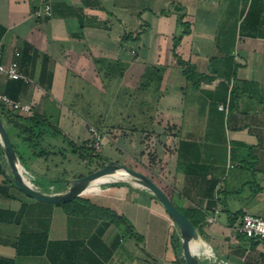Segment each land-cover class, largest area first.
Here are the masks:
<instances>
[{
  "label": "crops",
  "instance_id": "crops-1",
  "mask_svg": "<svg viewBox=\"0 0 264 264\" xmlns=\"http://www.w3.org/2000/svg\"><path fill=\"white\" fill-rule=\"evenodd\" d=\"M133 1L0 0L1 61H16L24 76L0 74V93L31 111L57 112L58 127L79 145L92 125L72 112L76 103L67 93L101 92L95 59L125 63L119 85L135 83L145 64L164 66L157 102L146 92L129 114L132 125H114L113 145L125 155L116 162L151 177L197 223L192 249L200 262L264 264V241L237 230L240 216L231 219L237 211L264 217L249 210L254 203L264 209V0H152L141 11ZM45 2L49 15L37 17ZM181 14L191 28L177 52L208 76L198 88L173 64ZM138 31L137 41L121 39ZM52 137L43 144L55 146ZM62 147L63 140L56 149ZM25 156L24 166L37 177L48 173L66 182L77 175L68 165L72 157L80 160L74 153ZM6 165L1 154L4 174ZM245 182H252L248 193ZM77 197L101 216L68 214L15 188L0 194V264H180L170 240L178 230L148 189L108 179ZM104 209L123 217L140 240L127 229L121 233L125 224L110 223Z\"/></svg>",
  "mask_w": 264,
  "mask_h": 264
},
{
  "label": "trees",
  "instance_id": "trees-1",
  "mask_svg": "<svg viewBox=\"0 0 264 264\" xmlns=\"http://www.w3.org/2000/svg\"><path fill=\"white\" fill-rule=\"evenodd\" d=\"M101 10H104L101 5ZM164 13L165 11H161ZM186 17L185 14H181L177 18V23L184 26V29L180 33V36L175 38L172 47V57L173 64L181 70L182 75L184 76L187 84L192 87L198 88L199 82L201 80H208V76L199 73L195 69V65L191 63L189 60L183 59L177 52L178 42L181 37L188 33L191 28V22L189 20H184ZM79 25L82 28L84 26V21L81 17L78 18ZM101 28H107L105 23H101ZM141 31H138L135 35L130 33L122 36V40H133L137 41L140 37ZM77 36L82 37L81 34H77ZM96 64H101V74H103L107 78H119L123 76L125 71V63L118 60L111 59H95ZM164 71V66L145 64L143 69L138 73L135 82L136 91L141 92V94L151 93L153 92L154 100L157 102L159 98V85L162 78V72ZM158 95V96H157ZM0 118L5 126V129L10 137L12 146L14 148L15 154L17 156L18 162L20 164V171L23 178L31 185L33 188L44 191V192H55L59 191L64 187L65 179L61 178L59 175H49L43 174L41 177H37L35 174L28 171L25 164V151H29L30 158H47L50 154H56L57 152L60 156H64L65 152L74 153L80 160L89 161L95 160L98 164L94 168H100L105 165L110 159L102 158L100 153H92L91 149L85 147V141L81 142L79 145L75 144L72 140H70L58 127V114L49 113L46 109L41 112L31 111L30 114H20L10 111L6 109L0 103ZM111 125L106 129L113 128ZM100 132L102 129L97 128ZM133 130H136L135 128ZM45 136H60L61 140L65 142L66 147H62L56 149L55 146L44 145L43 139ZM15 139V142L14 140ZM2 154L1 146H0V155ZM93 170L88 171L91 172ZM83 176V174H77L74 178H78ZM49 185L52 188H49ZM9 188H15V184L8 180V175L4 174L1 170L0 166V194L7 196V190ZM154 196V195H153ZM155 197V196H154ZM156 198V197H155ZM65 212L68 214H93L95 216H101L98 213V208L90 205L88 201L81 197H75L69 201L60 203ZM179 209V208H178ZM180 210V209H179ZM104 211L109 214L111 217L108 219L110 223L122 222L125 224L127 229V233L130 236H133L138 241L140 237L136 235L134 229L131 225H129L125 219L119 215H117L113 211H109L104 209ZM181 211V210H180ZM192 223L194 227H196V222L192 220L188 213L182 212ZM243 214L242 211H237L232 214V221H234L237 217ZM231 221V222H232ZM245 236V235H244ZM248 239H253L249 238ZM171 244L174 248L179 247V237L174 232L171 231L170 235ZM203 264L202 262H200ZM182 264H185L183 262Z\"/></svg>",
  "mask_w": 264,
  "mask_h": 264
},
{
  "label": "water",
  "instance_id": "water-1",
  "mask_svg": "<svg viewBox=\"0 0 264 264\" xmlns=\"http://www.w3.org/2000/svg\"><path fill=\"white\" fill-rule=\"evenodd\" d=\"M0 146L3 158L8 167L6 175L8 180L15 184L17 189L27 197L34 200L60 204L79 196L90 184L99 180L122 174L119 179H131L137 185L148 189L161 203L179 233V247L176 250L177 260L180 264H201L197 254L192 250V242L198 240V233L189 219L172 203L167 194L148 175L133 170L125 164L110 160L105 165L97 168L81 177L65 182L64 187L55 192H44L33 188L23 178L20 164L12 146L10 137L0 118Z\"/></svg>",
  "mask_w": 264,
  "mask_h": 264
},
{
  "label": "rangeland",
  "instance_id": "rangeland-1",
  "mask_svg": "<svg viewBox=\"0 0 264 264\" xmlns=\"http://www.w3.org/2000/svg\"><path fill=\"white\" fill-rule=\"evenodd\" d=\"M133 4H136L135 6L141 11L144 7L152 6V0H134ZM133 82L134 81L132 80L129 83L126 82L119 85L117 79L107 78L101 74V92L98 93L97 91L92 92L90 90H84V92L82 91V93H79V97H75L73 93H67V95L71 96V100H74L76 103V106L72 108V112L77 117L83 118V120L89 125H92L88 127L96 129L100 128L102 129L101 132L106 135L107 140L98 152L101 154L102 158H109L113 161H122L123 158H125L124 153L118 151L113 145L112 137L114 127L109 130L106 128L111 125L114 126L118 122L121 124L123 123V126L125 127L132 125L131 123L133 120L129 114L136 110L137 104L141 103V99L144 96L141 92L136 91V86ZM84 87L85 86L83 85V88ZM143 103L145 104L144 101ZM52 138L54 140L52 139L49 142L55 144V147H58L61 143V137L55 136ZM13 140L15 142V139ZM70 160L71 161L68 164L69 168H71L76 174H87L88 171L94 170L98 164L95 160L81 161L74 157ZM6 166L5 169L7 170ZM240 180H242V178H240ZM250 180L252 181V179ZM251 185L252 182H245L242 184L245 193L250 191V187H252ZM249 210L251 213L264 216V209L259 210L256 203L250 205ZM117 224L121 223L118 221ZM118 228L121 233H123V230H126V227L123 225H120Z\"/></svg>",
  "mask_w": 264,
  "mask_h": 264
},
{
  "label": "built area",
  "instance_id": "built-area-1",
  "mask_svg": "<svg viewBox=\"0 0 264 264\" xmlns=\"http://www.w3.org/2000/svg\"><path fill=\"white\" fill-rule=\"evenodd\" d=\"M50 13V5L45 2L42 10H36L37 17H45ZM0 74H6L13 79L23 78L18 71V65L16 61H12L8 64H4L1 61L0 55ZM0 103L12 112L20 114H30L31 106L27 103H22L18 100H13L8 96L0 93ZM219 109L226 110L224 105H219ZM89 137L85 140V147L92 150V153H97L104 146L107 137L104 133L100 132L96 128L88 127ZM215 213L217 210L214 211ZM208 222L214 221V216H208L206 219ZM237 230L244 234L246 237L256 240L264 241V217L252 215L244 212L240 217L237 225Z\"/></svg>",
  "mask_w": 264,
  "mask_h": 264
},
{
  "label": "bare ground",
  "instance_id": "bare-ground-1",
  "mask_svg": "<svg viewBox=\"0 0 264 264\" xmlns=\"http://www.w3.org/2000/svg\"><path fill=\"white\" fill-rule=\"evenodd\" d=\"M124 176L122 174H115L114 176H111V177H106V178H100L99 180L93 182L92 184H95V183H99L101 181H104V180H108V179H119V178H123ZM90 184V185H92ZM192 248V247H191ZM193 250V249H192ZM194 252V250H193Z\"/></svg>",
  "mask_w": 264,
  "mask_h": 264
}]
</instances>
